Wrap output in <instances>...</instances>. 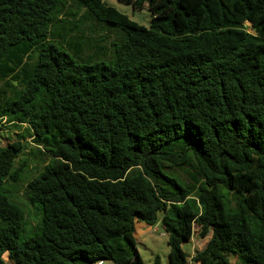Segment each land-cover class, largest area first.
<instances>
[{
  "label": "trees",
  "instance_id": "obj_1",
  "mask_svg": "<svg viewBox=\"0 0 264 264\" xmlns=\"http://www.w3.org/2000/svg\"><path fill=\"white\" fill-rule=\"evenodd\" d=\"M118 1L148 26L103 0H0V122L33 146H0V264H145L134 222L159 214L168 264L194 228L195 262L264 264V0Z\"/></svg>",
  "mask_w": 264,
  "mask_h": 264
},
{
  "label": "rangeland",
  "instance_id": "obj_2",
  "mask_svg": "<svg viewBox=\"0 0 264 264\" xmlns=\"http://www.w3.org/2000/svg\"><path fill=\"white\" fill-rule=\"evenodd\" d=\"M103 1L107 5L116 8L121 13L126 14L130 20H132V21H134L140 25L148 26L149 21H150V17H151V13L146 7H143L141 9H133V7L131 5L120 2L118 0H103ZM83 11H84L83 9H81L79 11L76 19L80 20L83 18L82 17V15H84ZM246 24L249 25V23H246ZM86 26L95 27L96 32H97L98 26L95 24L92 25L90 21L83 24V27H86ZM248 30L251 32L250 29H248ZM96 32L93 35L94 37L97 36ZM90 33L91 32H88L87 34L89 35ZM117 33L118 32H116L114 30L107 29L102 34V35H108L107 37L109 38L108 40H106L104 42V44L108 45V42L110 40L116 39L117 35H118ZM13 83H14V81H13ZM2 84H3V82L0 80V87H3ZM15 85L18 87L17 84H15ZM8 94H10V91ZM0 127L2 128L0 130V146L5 145L6 143H8V144L11 143L15 147H20L21 143L28 144V147L26 146V149H24L25 153L20 154L19 157L17 158L18 162L21 161L25 157L26 150L30 147H33L31 138L28 137L24 141L21 138L17 139V133H23L21 131V128L18 129L16 127H12V124L6 123L4 118L0 122ZM27 167H28L27 175L33 176L35 173H37V170H39L41 167L40 158L37 155L36 156L31 155V157H29ZM13 194L15 195V197L18 201H25V180L21 181L16 186V189L14 190ZM26 208H27V210H28V208H30L27 205V203H26ZM29 212L31 214H29L28 216L31 217L30 222L32 223L34 221L33 216H35V210L30 208ZM161 216H162V214H159L158 218H160ZM140 223H143V222H140ZM157 224L158 223L153 225V226L157 227V229L156 230L154 229V231L150 234V236L148 238H146L142 243H139L136 245L137 253L141 257V259L143 260V262L145 264H153L155 261V258L157 256L159 257L160 263L168 264V246L166 244V238L162 237V235L160 234V233H163V230L161 229L160 225L159 224L157 225ZM194 229H195L194 232L197 231V228H194ZM188 246L189 245L183 244V249H187ZM4 258L7 260L8 264H12L11 262L8 261L6 255H4ZM229 262H230V264H235L236 263L235 257L230 256Z\"/></svg>",
  "mask_w": 264,
  "mask_h": 264
},
{
  "label": "crops",
  "instance_id": "obj_3",
  "mask_svg": "<svg viewBox=\"0 0 264 264\" xmlns=\"http://www.w3.org/2000/svg\"><path fill=\"white\" fill-rule=\"evenodd\" d=\"M159 219L160 218H158L157 223L160 225ZM154 229L156 230L157 227L150 226L145 223H140L139 221H135L134 222V237L136 239V245L139 243H142L146 238H148L150 234L154 231ZM160 234L162 235V237L166 238V235L164 232ZM208 239H209V236L201 238L198 235V231H195L193 233V236L190 238V240L184 243V245H189L187 249H183L187 255L188 264H199L198 262H195L193 260V256L197 251H200L204 247ZM182 248H183V245H182Z\"/></svg>",
  "mask_w": 264,
  "mask_h": 264
},
{
  "label": "built area",
  "instance_id": "obj_4",
  "mask_svg": "<svg viewBox=\"0 0 264 264\" xmlns=\"http://www.w3.org/2000/svg\"><path fill=\"white\" fill-rule=\"evenodd\" d=\"M95 264H103V262H102V261H99V262H97V263H95Z\"/></svg>",
  "mask_w": 264,
  "mask_h": 264
}]
</instances>
